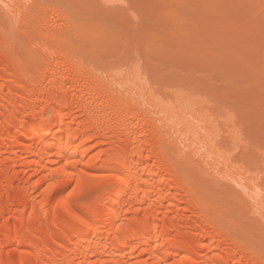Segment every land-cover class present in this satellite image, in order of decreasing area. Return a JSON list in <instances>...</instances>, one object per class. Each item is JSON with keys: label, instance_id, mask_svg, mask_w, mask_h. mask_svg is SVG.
Listing matches in <instances>:
<instances>
[{"label": "bare ground", "instance_id": "1", "mask_svg": "<svg viewBox=\"0 0 264 264\" xmlns=\"http://www.w3.org/2000/svg\"><path fill=\"white\" fill-rule=\"evenodd\" d=\"M59 1L0 0V264H264V233L227 211L264 221V188L228 166L205 90L119 56L122 36ZM159 1L172 40L264 81V0Z\"/></svg>", "mask_w": 264, "mask_h": 264}, {"label": "rangeland", "instance_id": "2", "mask_svg": "<svg viewBox=\"0 0 264 264\" xmlns=\"http://www.w3.org/2000/svg\"><path fill=\"white\" fill-rule=\"evenodd\" d=\"M59 2L64 4L66 7H68L67 5H69L70 8L74 7V12H77V14L79 12V18L82 17L81 19L85 20L87 22L86 24L92 27V30H95L94 28L102 29L103 27L105 30L111 33H117L122 36L123 39L117 47V49H119L117 53L115 52L119 56H121L123 53L129 52L131 55H137L140 58V62L143 64L144 62L152 63V65L150 64L152 66L151 68L153 69H151L153 71H151V74L157 73L158 76L164 75L166 76L165 78L170 77L172 85L176 88L186 87L187 89L185 90H188L190 93V90H192L193 93L195 91L197 92L199 89L200 92L202 91L201 93H203L205 90L203 94L211 101V103L207 101L210 103L208 109L211 110V113H214L216 119H219L216 122L220 126H218V128H220L219 130L222 131H220L221 140L219 139V147H222L224 154L228 155V166L234 164L236 166L235 169L240 166V168L246 169V171L249 172L247 175L248 178L249 176L250 178L255 176V179L254 177L251 178V182L252 179L255 181L257 180L256 177H259L257 184H261L260 188H264V81H259L262 86L261 87L259 86L260 84L258 85V81H256V84L253 82V80L252 82L250 81L251 78L249 80L247 76L245 77L243 74H241L246 78L244 79L238 74L242 73L243 71L245 73V70H243L244 68H242V71L240 68L235 66L237 69L234 68L232 70L234 66L231 67L232 65L229 63L228 66L225 62L223 63L222 60L216 62L209 60L208 58L210 56H207L206 50H202L198 45L192 47L190 46L188 48L184 47L183 44H180L179 40H172L171 38L173 37L171 33L173 28L171 27V24L167 22L165 14H163L165 13L166 7H162L165 10H162L163 12L160 10L159 13V9H162L161 6H166L168 2L164 3L163 5L159 0H107L108 3L104 0H60ZM169 5L171 6V3ZM162 17H165L166 19ZM217 22H219V25L222 23L221 25L224 27V30H227L225 29V22L224 25L223 22L220 23V20ZM217 24L218 23H216L215 26L220 29L222 28L221 31H223V27L221 25L219 27ZM216 28L213 29L216 30V34H213L214 31L211 33L213 34V37L216 35L218 36V30V33L220 32V29L217 30ZM224 33L225 32H223V34ZM154 35L162 36V38H164L165 44L170 47V51H166L164 54L152 52L149 46L152 44L151 39ZM34 52L36 54L39 53L37 50ZM118 55H116L117 60L116 58L113 59L114 62H118ZM124 57L126 56H123L122 62ZM110 60L113 61L112 58ZM108 62L110 61L108 60ZM209 62L212 63L213 66ZM118 64L119 62L115 63V66ZM154 68L156 69L154 70ZM238 69H240L242 72ZM160 70L161 74H159ZM234 71L237 77L232 74ZM199 91L198 93L200 94ZM204 95L203 97H205ZM206 97L204 99L208 100ZM225 115L226 117L230 116L234 119L233 120L231 118L233 121H230L234 122L235 125L232 123L233 127L236 126L235 128L238 131L237 138L239 136V139L234 141L238 142V145L233 143V141H230L231 137L230 139L227 137L229 136L228 132H230V129L233 127L230 125L231 122L228 123L229 121L224 124L222 119L225 117ZM220 116L224 117L220 119ZM230 117L227 119L225 118V122L229 120ZM220 122L222 124H220ZM229 125L232 128H230ZM198 181H201L207 185H213L211 184L210 180L205 178H199ZM227 181H221L220 184L224 200L227 202L229 201V206L233 205V207H229V210L227 209L229 212L233 210V212L231 211L232 213L230 212L233 217H229L234 219L235 216V220L236 217H240L241 223L237 218V224L241 226L243 224L244 227H242L247 231H250L251 228V231L254 229L255 231L253 230V232L255 233L257 231H259V233H264V221L258 217V214H256V216H252L251 213H247L246 208H248V206H243L238 201H233L234 204L232 201L230 202V193H232V191L234 193V190H236L234 186L237 187V185H234V183H231L229 180ZM227 183L229 184L227 185ZM251 184H253V182ZM254 184L256 183L254 182ZM229 185H231V187H228ZM233 187L235 189H233ZM237 189H239V192H241L240 187ZM240 194L238 196L237 193V196L241 198L242 196H240ZM230 203H232V205ZM247 204L248 203H246V205ZM240 205L243 207H240Z\"/></svg>", "mask_w": 264, "mask_h": 264}]
</instances>
